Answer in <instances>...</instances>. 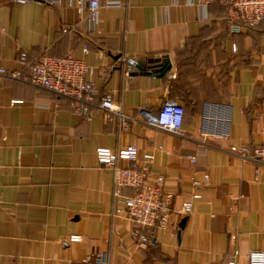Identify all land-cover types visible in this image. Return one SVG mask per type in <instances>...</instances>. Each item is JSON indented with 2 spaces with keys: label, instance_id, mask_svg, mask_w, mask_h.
<instances>
[{
  "label": "crops",
  "instance_id": "1",
  "mask_svg": "<svg viewBox=\"0 0 264 264\" xmlns=\"http://www.w3.org/2000/svg\"><path fill=\"white\" fill-rule=\"evenodd\" d=\"M118 1L94 24L71 0H0V64L27 72L23 51L28 64L71 53L92 66L96 103L111 91L135 113L174 98L185 106L182 131L143 120L124 129L98 105L88 118L44 86L3 77L0 264H96L85 258L97 251H108L110 264H221L234 248L248 264L249 250L264 249V164L231 145L264 143V28L233 31L219 1L205 18L200 0ZM164 54L172 62L164 76L132 73L135 63ZM131 143L154 154L151 181L163 174L174 193L171 227L149 230L145 245L129 217L114 212L113 169L96 154ZM205 173L194 212L181 214Z\"/></svg>",
  "mask_w": 264,
  "mask_h": 264
},
{
  "label": "built area",
  "instance_id": "2",
  "mask_svg": "<svg viewBox=\"0 0 264 264\" xmlns=\"http://www.w3.org/2000/svg\"><path fill=\"white\" fill-rule=\"evenodd\" d=\"M64 0H47L50 4H60ZM75 10L97 24L103 7L122 4L118 0H71ZM219 1L228 6V24L233 31H242L247 26H264V0H200V17L208 16L209 4ZM235 47V45H234ZM88 48H86L87 50ZM27 52L20 54L22 63L29 65V71L9 69L0 64V83L3 77L20 78L35 85L44 86L54 95L68 98L77 112L86 117L92 116L96 105L104 110L109 121L118 122L126 128L131 121L143 120L175 133H180L185 121V106L174 98L164 100L157 110L140 107L135 113L126 111L122 104L114 98L111 91L100 96L96 103V81L90 76L92 66L85 60L71 53L51 55L43 53L31 64L27 63ZM231 150L245 160L264 164V143L232 144ZM96 154L101 163L113 169L114 179V212L124 214L132 222V236L140 245L151 242L149 230L153 228L168 229L172 224L174 193L164 187L165 176L159 174L156 182L150 179L153 153H140L137 144L131 143L111 148L99 146ZM192 161L197 160L196 154H186ZM121 160L127 163H120ZM260 168H257L259 174ZM210 179V174H204V181L193 180V191L189 198L183 200L181 214L190 215L195 209V200L202 198L201 186ZM264 181V177H262ZM131 188L130 193H124V188ZM234 238L236 235L233 236ZM80 234H72L71 240H79ZM240 250L234 248L227 259L221 264H240ZM248 264H264V249H251L246 255ZM85 261L96 264H110L108 251L89 252Z\"/></svg>",
  "mask_w": 264,
  "mask_h": 264
},
{
  "label": "water",
  "instance_id": "3",
  "mask_svg": "<svg viewBox=\"0 0 264 264\" xmlns=\"http://www.w3.org/2000/svg\"><path fill=\"white\" fill-rule=\"evenodd\" d=\"M138 66L137 71H133L132 73H150L157 76H164L171 68L172 62L168 54H164L163 56L149 58L146 61L135 63ZM187 220V216L183 217L181 223H184Z\"/></svg>",
  "mask_w": 264,
  "mask_h": 264
},
{
  "label": "trees",
  "instance_id": "4",
  "mask_svg": "<svg viewBox=\"0 0 264 264\" xmlns=\"http://www.w3.org/2000/svg\"><path fill=\"white\" fill-rule=\"evenodd\" d=\"M253 28H264L262 25H257V26H247L246 29H253Z\"/></svg>",
  "mask_w": 264,
  "mask_h": 264
}]
</instances>
